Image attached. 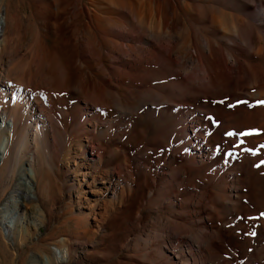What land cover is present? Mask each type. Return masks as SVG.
<instances>
[{
	"label": "bare ground",
	"instance_id": "1",
	"mask_svg": "<svg viewBox=\"0 0 264 264\" xmlns=\"http://www.w3.org/2000/svg\"><path fill=\"white\" fill-rule=\"evenodd\" d=\"M20 3L31 16L5 7L0 18V129L11 133L0 165L14 138L43 150L14 201L55 173L80 244L117 250V264H264L226 239L264 232L241 160L246 130L264 119V0Z\"/></svg>",
	"mask_w": 264,
	"mask_h": 264
},
{
	"label": "rangeland",
	"instance_id": "2",
	"mask_svg": "<svg viewBox=\"0 0 264 264\" xmlns=\"http://www.w3.org/2000/svg\"><path fill=\"white\" fill-rule=\"evenodd\" d=\"M0 3V18L5 7H8L10 15L19 12L24 19L31 16V8H25L20 0H0ZM254 11L257 12L258 8H255ZM30 37V33L27 32V36L24 37L25 43L30 40ZM58 56L59 67L65 66L62 55L59 53ZM224 105L222 114L225 117L233 109V104L225 102ZM262 114H264V110H262ZM261 122H263L261 125L255 124L251 129L246 130L241 145L243 154L241 160L248 165L252 175L256 176L254 177L255 181L261 185L256 183L258 189H256V196L253 198L251 207V212L254 215L250 219L264 224V143H259V140L264 137V119ZM151 125L153 127L156 123H151ZM257 126H259L258 129ZM10 134L9 128H1L0 141L9 137ZM18 141L16 138L13 139L6 154V162L0 165V264H117L119 260L117 250L110 252L107 250L109 247L106 246L94 249L92 245L80 244L82 240L75 226L78 212L73 209V202L68 196L67 182L64 179L60 181L55 173L43 181L40 190L35 191V198H30L22 203L15 202L17 200L15 191L23 170L31 164L34 152L43 150L41 146L36 148L31 145L24 151L18 145ZM67 149V144L61 146L60 158L65 155ZM44 154L42 152V155ZM55 159V154H51L50 157H44L43 162L49 164ZM253 162L254 164H252ZM256 170H258V174L255 173ZM260 204L261 208H259ZM256 209H258L257 212ZM12 220L13 224L10 228L9 222ZM244 220L241 219L239 223H243ZM258 227L260 226L258 225ZM255 228L256 226L251 228V232H254L250 236L251 240L245 237L232 239L226 237L241 250L244 245H251V249L247 253L245 250L239 252L242 261L254 254L259 256L264 254V232L260 229L255 230ZM241 233H245V230ZM122 238L120 234L119 240ZM106 241L109 242L110 239L107 238ZM67 249L70 250V255L65 259L59 258L60 250Z\"/></svg>",
	"mask_w": 264,
	"mask_h": 264
}]
</instances>
